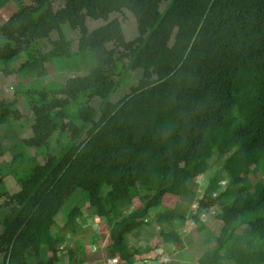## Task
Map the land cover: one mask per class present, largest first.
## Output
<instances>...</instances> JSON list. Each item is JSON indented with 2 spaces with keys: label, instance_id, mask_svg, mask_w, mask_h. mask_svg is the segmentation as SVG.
Listing matches in <instances>:
<instances>
[{
  "label": "trees",
  "instance_id": "obj_1",
  "mask_svg": "<svg viewBox=\"0 0 264 264\" xmlns=\"http://www.w3.org/2000/svg\"><path fill=\"white\" fill-rule=\"evenodd\" d=\"M57 1L16 0L0 25V64L24 82L14 100L0 99V127L22 121L23 110L34 119L13 159L0 165V264H62L63 257L92 264L81 238L86 224L79 225L86 210L108 224L99 263L135 264L146 256L133 239L152 222L165 245L184 251L179 230L189 209L198 205L192 220L199 225L222 200L228 203L216 247L196 264H264V186L257 194L250 187L264 159V0H61L64 8L55 11ZM124 13L136 20L135 41H127L119 20L94 32L87 26ZM68 25L81 34L76 52ZM54 33L52 50L38 55L35 44ZM80 56L96 64L87 75L57 89L40 82L48 63ZM138 71L139 85L113 103L120 82L112 76ZM96 99L99 109L91 105ZM58 133L66 149L41 157ZM20 147L35 155L29 175L14 176L20 191L11 194L2 171L20 168ZM215 157L224 162L228 190L219 193L217 174L198 198L195 187ZM76 192L86 195L84 208L69 216L65 209L61 227ZM248 215L254 220H242ZM100 240L96 234L90 244Z\"/></svg>",
  "mask_w": 264,
  "mask_h": 264
},
{
  "label": "rangeland",
  "instance_id": "obj_2",
  "mask_svg": "<svg viewBox=\"0 0 264 264\" xmlns=\"http://www.w3.org/2000/svg\"><path fill=\"white\" fill-rule=\"evenodd\" d=\"M16 5V0H0V25L10 17V14L16 8ZM64 6V3L61 0H58L54 5L55 11H59L60 9L64 8ZM163 9H165V6H163ZM114 20H119L123 24V29L127 41H135L138 39L139 32L137 29L136 20L130 13H124V15H113L111 16L109 22H95L89 19L87 21V26L90 32H94ZM64 32L67 36L68 41H70L72 44V50L74 52L78 51V44L81 38L80 32L73 31L69 25L64 27ZM58 40V34L54 33L50 41L47 40L37 42L35 44L38 50L37 54L39 55L50 52V50H52L51 41L54 42ZM2 42H4V38H2V36L0 35V43ZM112 48L113 47L110 45L109 49L112 50ZM20 64L21 62H18L14 65V67L18 69L20 67ZM95 66L96 64L94 63V61L89 60L84 56H80V58L73 60H55L46 65L48 76L40 80V82L45 86L51 85V87H49L51 89H57L59 85H63L67 80L71 78L87 75L91 68ZM4 69L5 65L0 64V99L12 101L16 97L15 88L20 85H24V82L21 77L15 75L6 76L4 73ZM112 78L116 82H120V87L117 93L111 99L113 103H118L123 98L128 96L133 88L139 85L140 81L144 78V72H131L126 76L117 73L115 76H112ZM33 81L34 80H32V82ZM91 105L96 109H99L101 106V100L96 99L91 102ZM72 109L78 110V108L75 107H73ZM22 113L25 114L22 121L11 123L4 128L0 127V151L5 148V151L7 152L5 156H0V165H4V163L10 162L14 156V151L16 149L15 146H18V144H20L22 140L26 139L29 136V126L34 120L33 115L27 110H23ZM4 135L10 136V138L6 140L3 137ZM67 145L68 141L66 137L58 133L51 141L49 151H47L46 149H42L38 151V153L42 155L41 157L49 152L53 155H59L64 149H66ZM18 150H16L17 154L20 153L22 156L21 163L19 164L20 168L18 169L15 166L10 168V166H6L2 171V174L6 176V187L11 194H15L20 191V187L17 184L14 176H16L17 179L25 178L26 176H28L31 169L28 160L35 155L34 149L26 151L20 147ZM223 166L224 162L215 157L213 160L212 171L205 177L200 179V181L197 183V186L195 187L198 193V198H201L210 180L217 174H220L223 178L221 184L222 188L220 189L219 193L223 194L224 192H227V188L229 187V180L225 178L226 173H224ZM259 172L260 173H258L257 176L250 175V178L252 179L250 183L251 192L256 194L259 192L261 186H264V159L262 160ZM234 193L235 195H237L238 190L236 189ZM78 194L81 195L78 196ZM84 195L85 194L81 192H76V194L66 204L61 213L62 215L58 220V223L61 227L67 221L65 209L68 210L69 216L74 208H84ZM75 199L79 203H77ZM179 202L180 201L177 200L174 201L173 206L179 204ZM184 203V201H181V204ZM227 203V200L219 201L213 211H209L201 216L202 223L199 225L194 222V220H192L193 215L197 213L196 209L198 205L195 204L191 209H189L188 223L185 226H182L179 230L183 240L187 243L184 251H180L174 247L165 245L160 237V227L158 225H155L154 222H152V224H148L144 229L141 230V233L138 235L140 237L136 238L135 240L133 239L135 245L149 251L146 256L142 258H136L137 261L135 262V264H196L205 252H209V250L212 251L213 248L216 247L215 237L220 235L221 230L224 227V224L220 220H218V216L222 213L223 206ZM242 220H254V216H243ZM151 221L152 220H150L149 223ZM83 223L86 224V228L82 230L81 238L85 247L87 248L86 250L89 254V258H91V261H93L92 264H98L99 261L104 260L105 254L104 250L102 251V249L104 247L106 248L110 242L107 221L99 218H91L88 214V211L86 210L85 217L84 219L80 220L79 225H82ZM202 226H205V230L203 231ZM96 234L97 236H101V240L98 242L97 246H92L90 242L92 238L96 236ZM63 259L64 260L62 264H67V258L63 257ZM94 261L97 262L94 263ZM108 264L115 263L108 262Z\"/></svg>",
  "mask_w": 264,
  "mask_h": 264
},
{
  "label": "crops",
  "instance_id": "obj_3",
  "mask_svg": "<svg viewBox=\"0 0 264 264\" xmlns=\"http://www.w3.org/2000/svg\"><path fill=\"white\" fill-rule=\"evenodd\" d=\"M87 249V248H86ZM106 261V260H105ZM108 262L109 263H115V264H117V262L116 261H111V260H107L106 262H100V263H98V264H108Z\"/></svg>",
  "mask_w": 264,
  "mask_h": 264
}]
</instances>
